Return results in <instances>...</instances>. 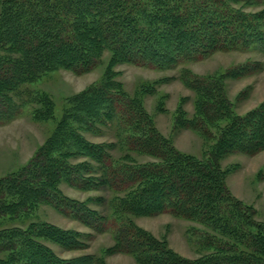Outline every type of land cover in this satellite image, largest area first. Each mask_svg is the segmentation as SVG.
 Returning a JSON list of instances; mask_svg holds the SVG:
<instances>
[{
    "label": "trees",
    "instance_id": "1",
    "mask_svg": "<svg viewBox=\"0 0 264 264\" xmlns=\"http://www.w3.org/2000/svg\"><path fill=\"white\" fill-rule=\"evenodd\" d=\"M254 6L261 9L246 11ZM256 43L264 45L261 0H0V124L17 118L23 86L57 70L87 73L105 53L110 57L103 82L73 100L80 115L84 105L77 122L61 119L24 168L0 178V264H106L114 254L137 264H264V222L230 193L225 181L232 169L221 166L231 154L264 151V102L238 116L214 94L216 85L181 77L196 95L195 130L212 140L196 158L174 149L139 99L123 93L114 71L122 64L167 69ZM39 100L48 112L34 109V119H51L47 97ZM179 115L173 129H187ZM109 133L113 139L100 143L85 137ZM140 156L152 161L141 163ZM61 181L85 192H111V219L88 207L98 199L63 195ZM44 204L94 234L110 232L113 245L60 258L46 243L81 251L92 234L30 221ZM161 214L209 230L203 242L210 252L186 259L134 223ZM13 221L28 223L14 228Z\"/></svg>",
    "mask_w": 264,
    "mask_h": 264
},
{
    "label": "rangeland",
    "instance_id": "2",
    "mask_svg": "<svg viewBox=\"0 0 264 264\" xmlns=\"http://www.w3.org/2000/svg\"><path fill=\"white\" fill-rule=\"evenodd\" d=\"M260 9L261 7L254 6L246 11L255 12ZM109 58V54L105 53L101 63L87 73L57 70L44 74L35 83L23 86L21 90L24 104L20 107L17 118L7 124H0V178L24 168L61 119L67 117L69 123L74 124L83 115L84 105L80 115V104L73 100L77 95H83L93 84L103 82ZM114 71L117 73L115 81L121 85L123 93L139 99L158 132L170 139L174 149L196 158L205 155L212 140L206 138L209 135L207 131L205 137L195 130L199 125L193 118L196 112V95L180 80L181 77L196 78L216 85L214 94L223 96L231 103L238 116L247 114L264 102V45L260 43L247 49L216 52L206 58L184 61L167 69L122 64L116 66ZM214 78L220 80L215 82ZM41 96H46L51 104L49 111L52 118L37 121L33 117L34 109L48 112V108H44L46 106L39 100ZM178 111L179 116L188 121L185 125L187 129H173ZM212 132L215 133L216 130ZM85 137L89 141L100 143L113 139V133L104 137ZM137 159L141 163L152 161L148 156ZM221 166L232 169L225 181L230 193L234 198L251 205L256 212V220L264 222V151L253 157L231 154L221 161ZM58 189L63 195L79 202L98 199L90 202L88 207L96 209L104 217L111 215V192H85L70 187L66 181H61ZM33 213V218L29 219L32 222L92 234L91 239L85 241L88 247L81 251H64L56 244L46 243L60 258L99 254L113 245L110 232L94 234L79 221L60 214L49 205H40ZM26 223L11 222L14 228L25 227ZM134 223L155 238L165 240L170 249L186 259H196L210 252L203 241L206 234L211 235V232L194 221L161 214L155 217H136ZM105 261L106 264H137L131 256L124 254L107 256Z\"/></svg>",
    "mask_w": 264,
    "mask_h": 264
}]
</instances>
